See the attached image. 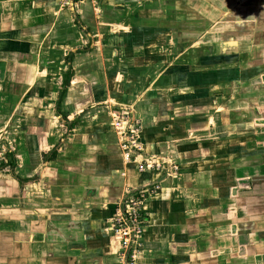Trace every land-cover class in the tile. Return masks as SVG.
I'll return each mask as SVG.
<instances>
[{"label":"crops","instance_id":"1","mask_svg":"<svg viewBox=\"0 0 264 264\" xmlns=\"http://www.w3.org/2000/svg\"><path fill=\"white\" fill-rule=\"evenodd\" d=\"M149 185L136 264H264V0H0V264H123Z\"/></svg>","mask_w":264,"mask_h":264},{"label":"built area","instance_id":"2","mask_svg":"<svg viewBox=\"0 0 264 264\" xmlns=\"http://www.w3.org/2000/svg\"><path fill=\"white\" fill-rule=\"evenodd\" d=\"M94 1V0H82ZM128 114H115L113 117L114 127L119 135L124 138V148L131 151H139V133L140 125L131 120ZM139 170H161L162 164L158 162L139 163ZM159 186L149 185L129 193L121 201L116 214L112 219V233L121 247V260L123 264H136L143 244L141 242L145 228V214L143 212L145 202L157 191Z\"/></svg>","mask_w":264,"mask_h":264},{"label":"rangeland","instance_id":"3","mask_svg":"<svg viewBox=\"0 0 264 264\" xmlns=\"http://www.w3.org/2000/svg\"><path fill=\"white\" fill-rule=\"evenodd\" d=\"M218 13V12H217ZM218 15V14H217ZM221 16V15H220ZM233 18H234V16H233ZM238 22L236 23V22H234V23H231V25L229 24V23H227L226 24V26H224V25H222V27L221 28H224L225 27V29H231L232 31H234V30H236V28H238ZM220 26H217V28H219Z\"/></svg>","mask_w":264,"mask_h":264}]
</instances>
